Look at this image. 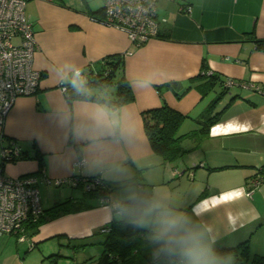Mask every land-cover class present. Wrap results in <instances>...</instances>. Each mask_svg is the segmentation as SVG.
<instances>
[{
    "label": "crops",
    "instance_id": "1",
    "mask_svg": "<svg viewBox=\"0 0 264 264\" xmlns=\"http://www.w3.org/2000/svg\"><path fill=\"white\" fill-rule=\"evenodd\" d=\"M103 1L26 2L37 43L33 65L42 75L37 92L18 96L0 125V152L15 141L25 154L6 162L3 174L35 176L45 210L65 199L81 206L42 222L30 239L36 246L43 242L47 247L41 252L52 255L59 236L66 247L62 254L71 259L66 264H94L104 239L100 228L119 215L112 205L142 193L151 197L145 211L152 215L149 228L162 236L153 240V256L172 238L186 242L171 245L169 252L182 257L180 264H190L184 255L188 248L196 251L200 264H233L231 256H217L214 250L245 240L252 253L264 256V0H159L158 35L123 56L134 100L117 108L85 98L68 101L61 90L73 70H98L105 58L131 48L125 32L100 21ZM211 73L216 76L212 81ZM228 78L238 84L225 89ZM113 91L110 86L103 95ZM217 96L213 112L220 114L206 139L199 146L184 140L187 151L176 164H162L141 113L165 104L186 116L177 132L184 134L199 127ZM82 157L86 162L79 166ZM44 175L101 176L116 190L104 204L81 187L46 184ZM258 177L261 182L252 187ZM160 184L168 192L158 189ZM238 192L243 199L233 195ZM173 219L184 223L166 236L163 228ZM0 239L13 240L17 255L25 243L8 234Z\"/></svg>",
    "mask_w": 264,
    "mask_h": 264
},
{
    "label": "built area",
    "instance_id": "2",
    "mask_svg": "<svg viewBox=\"0 0 264 264\" xmlns=\"http://www.w3.org/2000/svg\"><path fill=\"white\" fill-rule=\"evenodd\" d=\"M159 0H104V15L100 21L126 33L131 48L123 54L129 55L138 48L155 38L159 31L157 17V3ZM27 0H0V125L12 108L15 99L22 95H32L38 90L41 71L34 67L33 59L37 48L33 25L28 21L25 13ZM181 11L190 12L189 6H181ZM76 70V69H75ZM80 70V69H79ZM74 70L65 76L73 78ZM85 74L80 70V77ZM65 80L61 82V90L65 94ZM238 84L228 78L224 82L226 88ZM244 88L254 87L252 84H241ZM21 153L15 141L3 146L0 152V163L14 160ZM86 162L80 158L77 165ZM261 178L252 181L256 187ZM46 184L61 186L68 184L76 187L81 184L86 192H104L109 189L101 176L70 177L51 179L44 175ZM252 190V189H251ZM249 190L246 194L250 195ZM104 204H109V195L100 198ZM113 209L117 205H112ZM40 191L37 178L33 175L9 177L3 174L0 165V236L13 235L17 242H27L28 250H32L36 243L26 234V228L35 223L43 214ZM109 226L100 228L101 233H107Z\"/></svg>",
    "mask_w": 264,
    "mask_h": 264
},
{
    "label": "trees",
    "instance_id": "3",
    "mask_svg": "<svg viewBox=\"0 0 264 264\" xmlns=\"http://www.w3.org/2000/svg\"><path fill=\"white\" fill-rule=\"evenodd\" d=\"M99 12L100 10L95 11L94 16L98 17ZM257 42H260V40H257ZM123 58V55H113L105 58L100 69L93 70V68H89L87 72H84L85 78L78 79L79 89L72 83L74 77H68L70 80H67V78V81L64 82L66 99L68 101L81 98L97 100L113 108L132 102L134 94L123 73ZM201 75L204 76L206 73L203 72ZM208 76L211 81L216 79V76L212 73ZM110 86L114 87V91L111 92L110 96H105L107 88ZM171 86H174V84H171ZM102 91L104 92L102 93ZM176 96L180 97L177 93ZM219 99L220 96H217L209 103L203 113V118L201 117L202 120L199 119V127L184 134H178L177 132L186 116L165 104L157 108L144 110L141 113L147 139L153 152L160 157L162 164L175 163L184 155L187 151L181 145L184 140H190L195 146H199L206 139L210 127L217 121L220 114V112H213ZM23 157L25 158V154L21 151L15 159ZM5 163H0V165L3 166ZM258 178L262 179V177ZM135 180L138 181V175ZM76 187L82 188L80 183ZM111 188L112 186H109V189L104 192H85L88 195L101 198L105 194L109 195ZM150 206V195L139 193L122 201L114 209L119 213V217L108 224L109 231L104 233V239L101 241V252L96 257L94 264H160L170 258L178 262L183 261L180 255L169 253L170 251L167 249L171 248V245L163 246L158 255H152L153 240L162 239V236L154 233L150 228L141 226L143 213ZM80 208V204L72 199H65L53 204L50 208L44 209L43 214L35 223L27 226V236L35 233L42 222ZM99 233L101 232L99 231ZM214 253L217 256H231L234 259L233 264H264V256L251 252L249 240L240 242L233 247L216 249ZM55 255L52 254L50 257L52 258Z\"/></svg>",
    "mask_w": 264,
    "mask_h": 264
},
{
    "label": "rangeland",
    "instance_id": "4",
    "mask_svg": "<svg viewBox=\"0 0 264 264\" xmlns=\"http://www.w3.org/2000/svg\"><path fill=\"white\" fill-rule=\"evenodd\" d=\"M166 165H173L176 164L175 163H165ZM169 172V170H168ZM179 175V174H178ZM141 181V180H140ZM133 183L136 182L132 181ZM166 184L170 185V180H166ZM148 186V185H147ZM158 189H165L167 191V189L165 187H163L162 184L157 185ZM150 188H152L150 186ZM116 190L115 187H113L109 193L112 194V192H114ZM168 192V191H167ZM147 214V215H146ZM150 213H143V216L141 218V226H143L144 228H149L150 224H151V218L152 215H149ZM117 218L119 217V215L117 214L116 216ZM164 231L166 232V236L170 235V230L165 226ZM176 229H173V232H175ZM100 235V239L104 238V233H99ZM59 236H56L52 242V244H54L55 246V256H53L52 258L50 257L51 254H44L43 252H41L42 248L47 247L46 245L43 246V242H39L37 244V246H35L32 250L27 249V242L25 243H21L19 244V254L17 255V247L14 243L13 240H9V241H1L0 239V264H66V262H71V259L64 256L62 254V249L66 248V247H62L60 244L62 243L61 241L58 242L59 240ZM62 240V239H60ZM66 245V244H65ZM71 245H74L71 243ZM97 248V247H96ZM60 250V252H59ZM51 258V259H50ZM165 263V262H164ZM163 264V262L161 263ZM174 264H180L178 261L174 262Z\"/></svg>",
    "mask_w": 264,
    "mask_h": 264
},
{
    "label": "clouds",
    "instance_id": "5",
    "mask_svg": "<svg viewBox=\"0 0 264 264\" xmlns=\"http://www.w3.org/2000/svg\"><path fill=\"white\" fill-rule=\"evenodd\" d=\"M73 85L76 86L78 89L80 87V84L78 83V79L80 77V70L76 69L74 70L73 73ZM239 195L238 197L240 199L244 198V193L243 192H238ZM236 201H224L223 203H235ZM184 223V221L179 220V219H173L171 221L168 222V229H178L182 224ZM181 243H186L185 241H183L182 239H169L167 240V244L169 245H173V244H181ZM168 251H172L171 248L167 249ZM184 255L188 258L190 264H200V257L199 255L196 253V251H194L191 248H188L185 250Z\"/></svg>",
    "mask_w": 264,
    "mask_h": 264
},
{
    "label": "snow or ice",
    "instance_id": "6",
    "mask_svg": "<svg viewBox=\"0 0 264 264\" xmlns=\"http://www.w3.org/2000/svg\"><path fill=\"white\" fill-rule=\"evenodd\" d=\"M233 195H239V193H235ZM230 197H225V199H229Z\"/></svg>",
    "mask_w": 264,
    "mask_h": 264
}]
</instances>
